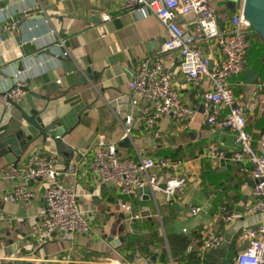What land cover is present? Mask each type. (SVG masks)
I'll return each mask as SVG.
<instances>
[{
  "label": "crops",
  "instance_id": "obj_1",
  "mask_svg": "<svg viewBox=\"0 0 264 264\" xmlns=\"http://www.w3.org/2000/svg\"><path fill=\"white\" fill-rule=\"evenodd\" d=\"M242 1L209 0V5L216 17H223L238 9ZM119 2L0 0V58L5 63L0 67V92L10 89L17 80L24 81L29 90L39 94L52 85L70 88V94H80L83 102L92 106L64 138L73 149L69 163L77 152L89 150L102 134L107 141L117 143L123 154L136 156L138 150L147 156L182 160V167L176 174L171 171V175L183 177L184 185L169 202L161 192L153 193L149 189L140 197L123 195L113 183H95L85 163L81 164L78 176L70 178L64 172L66 158L50 143L44 146L37 140L23 154L39 147L59 156L61 178L74 184L80 208L94 232L92 235L53 233L47 240L38 241V214L44 203L38 197L26 204L4 202L2 194L21 181L0 179V259L5 262L19 259L21 264L27 261L31 264H224L227 259H233L238 248H247L248 238L242 234V228L264 222V212L250 211L256 200L251 164L232 160L230 132L212 130L199 112L188 128L167 116L152 130L140 122L131 104L133 93L128 80L141 60L160 54L165 30L154 16L120 11ZM10 19L16 20L13 27L2 30V24ZM193 19L189 13L177 21L188 30ZM226 24L218 20L220 29ZM254 38L252 34L251 45ZM206 50L213 60L219 58L216 47L208 46ZM161 59L173 72L174 85L183 101L201 106L196 88L182 78L174 54L163 53ZM247 63L251 64L247 68L259 77L254 84H248L243 74L232 79L236 98L242 104L254 86L264 82V66L254 60ZM26 103L34 105L40 101L26 92L20 106L26 108ZM4 110V123L17 116L14 107L5 109L0 104V116ZM130 113L133 114L131 143L121 146L124 120ZM246 124L252 146L260 152L264 107L249 114ZM209 143L223 150L221 158L207 157ZM14 161L10 154L0 158V174ZM119 202L129 204L139 217L130 219ZM193 205L201 206L194 215L189 212ZM227 214H235V219L226 222ZM205 231L222 234L225 242L218 249L203 251L201 238Z\"/></svg>",
  "mask_w": 264,
  "mask_h": 264
},
{
  "label": "built area",
  "instance_id": "obj_2",
  "mask_svg": "<svg viewBox=\"0 0 264 264\" xmlns=\"http://www.w3.org/2000/svg\"><path fill=\"white\" fill-rule=\"evenodd\" d=\"M118 9L133 10L143 17L154 16L165 30L160 54L141 60L128 80L133 93L131 104L140 122L146 129L152 130L159 120L167 116L188 128L199 112L212 130L230 132L233 135L232 160H246L251 164L252 192L256 200L250 211L264 212V139L260 141L261 151L258 152L252 146V136L246 124L249 114L264 107V82L254 86L245 104L238 102L232 82L233 78L244 74L247 68L250 38L254 33L243 16L242 4L232 14L223 17H216L209 0H120ZM189 13L194 19L190 28L185 30L177 19ZM103 17L107 19L108 16ZM219 19L227 22L225 28H219ZM15 22L13 19L7 20L1 29L8 31ZM208 46L217 48L219 58L216 61L207 52ZM163 53L174 54L182 78L196 88L201 106L183 101L174 85L173 72L163 65ZM25 87L24 81L17 80L10 89L0 92V104L5 109L15 104L21 105ZM28 106L26 103L25 107ZM132 132L133 114L130 113L124 120L120 142L128 139L131 143ZM223 154V150L215 143H209V159H219ZM82 163L87 164L95 183H113L120 194L127 196L140 197L142 192L149 189L153 193L161 192L169 202L185 182L179 174L171 175V171L176 174L182 167V160L147 156L138 150L136 156L123 154L117 143L107 141L102 134L97 136L89 150L77 152L64 172L75 179ZM58 164L59 156L56 153L37 147L23 154L17 164L7 166L0 174L2 180L21 181L2 194L4 202L26 204L38 197L44 203L38 214L37 235L40 242L47 240L53 233L92 235L94 232L80 208L79 194L74 184L61 178ZM119 207L130 219L139 217L132 212L129 204L119 202ZM200 210L201 206L198 205L189 208L192 215ZM234 219L235 214L224 216L226 222ZM242 234L248 238V246L236 253L232 263L264 264V222L243 227ZM224 242L222 234L205 231L201 238V249H218Z\"/></svg>",
  "mask_w": 264,
  "mask_h": 264
},
{
  "label": "water",
  "instance_id": "obj_3",
  "mask_svg": "<svg viewBox=\"0 0 264 264\" xmlns=\"http://www.w3.org/2000/svg\"><path fill=\"white\" fill-rule=\"evenodd\" d=\"M242 11L254 33L264 42V0H243ZM262 61L264 62V56ZM4 66L5 63L0 58V67ZM258 77L259 75L250 68H247L243 74L248 84H254ZM24 91L39 100L40 104H29L26 108L18 104L13 105L17 116H12L6 123L3 122L6 110L2 112L0 116V158L10 154L15 158V165L23 153L35 141L40 140L44 146L50 143L58 154L66 158V164H68L73 156V149L64 138L77 126L81 117L91 109L92 104H85L80 94H70V88L62 89L57 85L50 86L44 94L33 92L28 87H25ZM129 144V140L126 139L120 145L128 146ZM164 187L165 185L162 184V188ZM243 250V248H238L236 252ZM21 263L19 259H11L8 262L0 259V264ZM26 264H31V261H27ZM224 264L233 263L231 259H227Z\"/></svg>",
  "mask_w": 264,
  "mask_h": 264
},
{
  "label": "rangeland",
  "instance_id": "obj_4",
  "mask_svg": "<svg viewBox=\"0 0 264 264\" xmlns=\"http://www.w3.org/2000/svg\"><path fill=\"white\" fill-rule=\"evenodd\" d=\"M229 8H231V3L229 2L227 4ZM253 59L254 61L258 62V57L263 55L264 56V42L260 40L258 36H255L254 41H253Z\"/></svg>",
  "mask_w": 264,
  "mask_h": 264
},
{
  "label": "trees",
  "instance_id": "obj_5",
  "mask_svg": "<svg viewBox=\"0 0 264 264\" xmlns=\"http://www.w3.org/2000/svg\"><path fill=\"white\" fill-rule=\"evenodd\" d=\"M253 36H257L255 33H253ZM254 41V40H253ZM253 43H252V45H251V48H250V50H249V55H248V57H247V61L248 62H250V60H254L253 59ZM250 51H251V53H250ZM262 58H263V55H261V56H259L258 57V61H259V63L261 64V65H263L264 66V62L262 61ZM249 64L250 63H247V67H249ZM251 65V64H250Z\"/></svg>",
  "mask_w": 264,
  "mask_h": 264
}]
</instances>
